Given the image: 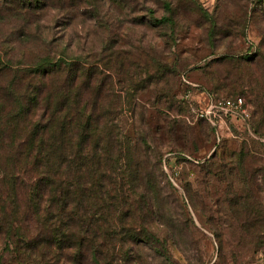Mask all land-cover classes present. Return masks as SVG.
Masks as SVG:
<instances>
[{"label":"rangeland","instance_id":"rangeland-1","mask_svg":"<svg viewBox=\"0 0 264 264\" xmlns=\"http://www.w3.org/2000/svg\"><path fill=\"white\" fill-rule=\"evenodd\" d=\"M41 2L20 18L6 19L9 9H0V50L16 66L21 54L20 65H28L48 52L61 64L63 51L104 73V106L136 145L151 211L146 222L125 223L153 234L123 245L132 248L129 264H264V136L255 132L264 91L257 92L259 106L246 87L228 95L216 83L246 74L245 63L236 67L244 56L255 58L248 72L264 74V0ZM162 17L167 21L158 23ZM11 76L0 75V85ZM211 94L241 96L248 115L210 126L196 110ZM247 193L256 207L251 217Z\"/></svg>","mask_w":264,"mask_h":264},{"label":"trees","instance_id":"trees-1","mask_svg":"<svg viewBox=\"0 0 264 264\" xmlns=\"http://www.w3.org/2000/svg\"><path fill=\"white\" fill-rule=\"evenodd\" d=\"M40 4L0 0V9H9L6 19H14ZM12 29L22 32L20 23ZM8 53L0 50V75L12 72L0 85V264L133 262L132 248L125 251L123 245L153 237L149 226L141 223L136 231L131 225L137 217L146 222L151 211L140 190L136 145L104 106V73L63 51L61 64L48 52L28 65H20L21 54L17 66ZM245 59H236V67L245 63L248 76L239 71V80L226 76L217 87L228 95L246 87V96L261 106L257 92L264 91V74L248 72L255 58ZM211 95L214 101L229 98ZM261 112L255 132L264 136ZM244 206L251 217L250 208L254 214L256 207L248 203V193Z\"/></svg>","mask_w":264,"mask_h":264},{"label":"built area","instance_id":"built-area-1","mask_svg":"<svg viewBox=\"0 0 264 264\" xmlns=\"http://www.w3.org/2000/svg\"><path fill=\"white\" fill-rule=\"evenodd\" d=\"M248 113L244 106L242 97L225 98L223 100L214 101L209 99L207 104L203 107H199L196 110V117L204 118L216 125V122L223 117L232 116L240 117L242 119L247 116Z\"/></svg>","mask_w":264,"mask_h":264}]
</instances>
